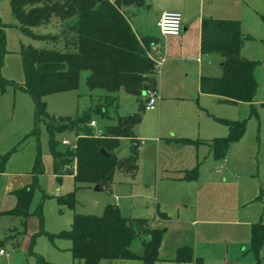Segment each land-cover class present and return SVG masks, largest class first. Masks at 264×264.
I'll return each instance as SVG.
<instances>
[{"label": "trees", "instance_id": "obj_1", "mask_svg": "<svg viewBox=\"0 0 264 264\" xmlns=\"http://www.w3.org/2000/svg\"><path fill=\"white\" fill-rule=\"evenodd\" d=\"M7 1L21 35L53 44L52 48L21 45L19 55L23 80L18 87L33 103L34 127L31 133L38 134L39 124L45 125L52 174L58 180L63 175H72L74 190L56 198L60 205L72 209L77 189L91 185L109 187L115 169L130 177L135 175L138 168L135 132L141 116L138 113L118 115L116 96L111 94L123 90L140 101L144 91L156 88L157 61L151 54L157 39L136 35L125 17V9L141 7L143 0ZM49 24L58 26V32H34L35 28ZM242 44L239 21L202 20L201 53L219 55L223 65L219 77H201L200 93L215 95L219 102L229 105L252 101L257 89L254 71L258 62L241 56ZM83 70L88 72V89H102L107 95L74 117H49L45 97L76 90L79 74ZM92 116L105 122L99 127V134L89 127ZM219 121L226 126L227 135L210 142L217 160L224 158L229 146L240 139L245 129V121ZM65 133L75 137L72 146L61 145L58 137ZM121 139L130 140L126 157L116 154ZM166 142L179 147L188 144L189 140L169 138ZM100 149L109 156H102ZM4 162V158H1L0 173ZM42 170L37 153L31 171L33 178L40 175ZM196 178L197 169L194 168L185 171L182 179L193 181ZM14 196L16 204L6 214L20 219L24 225L29 215L32 187L18 189L14 191ZM163 233L164 229L149 228L147 220L124 217L115 205L107 204L100 216L74 214L68 231L48 237L51 241L58 238L69 241L72 259L82 264L122 260L159 264L158 251ZM135 242L140 243V252L133 250ZM263 244L264 224L258 221L250 226L249 240V250L257 261ZM192 262L201 264L191 248L181 247L171 261L163 264ZM37 264H44L40 257H37Z\"/></svg>", "mask_w": 264, "mask_h": 264}, {"label": "rangeland", "instance_id": "obj_2", "mask_svg": "<svg viewBox=\"0 0 264 264\" xmlns=\"http://www.w3.org/2000/svg\"><path fill=\"white\" fill-rule=\"evenodd\" d=\"M230 2L237 12L233 13L234 19L240 21L243 38L241 56L258 62L254 72L257 89L251 103L228 106L212 102L211 108L217 109V114L211 109L202 112L203 134L210 132V128L203 124L204 120L209 124L208 126H214L218 130L226 129L219 120L245 121V129L240 139L229 146L224 156L228 164L225 168L226 171L216 170L215 177L209 173L207 179H215L217 182L214 186L215 197L207 203L201 201L200 204L215 209L233 207L234 204L230 197L233 190L237 186L247 184L249 186L244 193L248 192L249 194L252 189L257 194L262 191L261 200L246 204L241 207L240 212L255 213L256 211L258 219L264 222V0H230ZM51 26V24L46 25L45 30L41 33H56L57 30H48V27ZM0 30H2V42L0 43V159L4 158L5 160L0 173V211L12 207L10 203L8 204V200L11 199L13 191L22 188L21 186L24 184L32 187L29 215L24 225H21L18 218L0 215V249L4 253V255H0V264H37V257H40L44 264H82L81 261L72 260L68 250L69 241L59 238L51 241L48 236L68 231L74 214L102 215L107 203L117 204L119 212L123 216L145 217L151 219V227H165L175 244L193 245L194 224L177 220L175 209L166 221L159 220L156 216L157 182L159 184L162 181L155 180V147L146 138L139 141L138 148H142V150L139 149V168L133 179H129L125 174L115 169L110 187L101 188L98 191H95L92 185L77 189L75 205L72 209L57 202V196H64L74 190L72 178L63 176L61 181L57 182L52 177L45 125L39 124L38 134L31 133L34 127L33 103L30 97L18 87L23 80L19 55L21 45L31 44L37 48H52L53 44L34 41L21 35L18 32L16 20L11 15L7 0H0ZM56 46L61 47L60 44ZM154 55L152 46L151 56L154 57ZM211 58L214 60L213 70L218 69L215 61L220 56L214 54L211 55ZM209 68L211 69L210 66ZM87 73L84 70L80 72L76 90L45 97L46 112L49 117L55 119L74 117L92 106L99 98L107 95V92L102 89L92 91L88 89ZM111 96H116L118 115L138 113L141 116L140 128L144 134L151 132L153 128L155 130L156 125L152 114L156 113L160 101L157 90L155 112L145 111L142 102L123 90L111 94ZM91 120L95 125L89 127L94 133L99 134L98 129L105 122L100 121L96 116H92ZM192 137L185 138L189 140V143L180 148L199 149L201 155H209V159L212 158V150L207 145L205 147L204 140L197 139V136ZM58 138L59 141L66 139L69 143L75 139L70 133H65ZM141 141H143V145H141ZM128 144L127 140L120 141V146L116 151L118 157L127 154ZM163 147L168 154L179 149V147L166 142H163ZM37 153L43 164V170L40 175L33 178L30 172ZM200 159L199 165L203 167L207 162L206 158L200 157ZM244 197L241 193L240 199ZM161 205L163 204H158L160 211ZM215 219L223 221L224 218L215 217ZM211 227L215 228L216 234L215 241H210L220 244L223 239H228L224 225L216 224ZM13 228L18 234L13 239H6L4 235ZM238 247L242 248V246ZM246 253L247 257H253L249 250ZM245 263L247 264V261ZM99 264L142 263L139 260H126L101 261Z\"/></svg>", "mask_w": 264, "mask_h": 264}, {"label": "crops", "instance_id": "obj_3", "mask_svg": "<svg viewBox=\"0 0 264 264\" xmlns=\"http://www.w3.org/2000/svg\"><path fill=\"white\" fill-rule=\"evenodd\" d=\"M108 1L113 2V0ZM163 12H178L181 14L182 26L178 36L159 35L156 22ZM233 13L237 12L230 0H143V5L141 7L125 9V17L136 35L150 36L157 39V43L154 44L158 52V57L154 55L157 61L155 90L159 93L160 101L156 109L157 111L155 110L156 113L152 114L156 128L144 134L139 124L135 132L137 145H139L140 139L146 138L151 141V145L155 147V180L162 181L159 184L157 182V193L159 196L157 195V202L155 203L156 216L159 220L166 221L170 218L169 216L173 214L172 212L175 209L177 220L194 224L195 227L193 245L175 244L168 235L165 227H151V219L141 216H124L127 218L145 219L148 222V227L151 229H164L158 251L159 264L171 261L176 250L181 247L191 248L194 256L200 258L201 264H246L245 261H247V264H264V244L259 252L258 261L253 253V257H247L246 253V251L249 250L250 226L262 220L258 219L256 211L255 213L240 212L241 207L246 204L257 200L260 201L262 191L257 194L254 189H252L251 193L248 194V192H246L245 194L244 191L249 185L242 184L241 186H237L230 196L231 202L234 204L233 207L215 209L206 205L202 206L200 204L201 201L204 203L209 202L211 198L213 199L215 197L216 193L214 186H216L217 182L215 179H207L209 173L215 177L216 170H223V172H225V168H227L226 166L228 165L227 161H225L224 158L220 160L215 159L213 152L212 158L209 159V155H201L199 149L192 150L190 147L182 149L180 147L184 146H179L181 150L178 149L176 152L168 154L163 147V142L165 143L166 139L169 138L185 139L187 137L197 136V139L204 140L205 147L207 145L211 148L210 142L213 139L225 137L227 135V128L222 124L226 129L218 130L214 126H208L209 124L204 120L205 123L203 124L210 128V132L203 134V126L201 123L202 112L211 109L217 114V109L211 108L212 102L228 106L247 103L238 102L235 105L224 104L219 102L215 95L202 94L199 91L201 77H219L222 73L223 65L222 58L220 57L215 61V65L218 69L213 70L214 68L212 65H214V60H212L211 55L214 54L201 53V22L203 19L239 21L238 19H234ZM45 27L46 26L35 28L34 31L41 33L45 30ZM48 30H57V33L59 27L52 25L48 27ZM139 100L142 101L141 97ZM99 130L100 128L98 132ZM218 135L222 136L213 137ZM122 140H127L129 144L127 154L119 157H126L129 153L130 140L121 139V141ZM139 149L141 151L142 148L137 147L138 161ZM173 153L174 155H172ZM200 157L206 158L207 161L203 167L199 165L201 160ZM138 168L135 175L138 172ZM194 168L197 169V178L193 181L183 180L184 172ZM30 175H32L31 172ZM51 175L57 182L61 181L63 176H70L72 178V175L68 174L61 176L60 180H58L57 177L52 174V162ZM135 175L133 177L126 175V177L133 179ZM26 186L29 185L24 184L21 187L23 188ZM241 193L245 196L243 199H240ZM12 194L13 195L10 196L11 199L8 200V204L10 203L12 207L0 211V215L15 218L6 214L12 210L16 204L14 191ZM259 196L260 198H258ZM58 197L60 196H57V198ZM107 204H113L118 208L115 203ZM158 204H163L161 205V211L158 209ZM215 217H223L224 219L223 221H218ZM216 224L225 226L226 238H228L223 239L220 244L210 241H215L214 236L216 230L212 228L211 225ZM196 226H199V228H196ZM17 234L18 232L13 228L9 229V232L4 235V237L6 239H13ZM135 243L133 250L135 252H140V243ZM238 246H242V248ZM0 255H4V253Z\"/></svg>", "mask_w": 264, "mask_h": 264}, {"label": "built area", "instance_id": "obj_4", "mask_svg": "<svg viewBox=\"0 0 264 264\" xmlns=\"http://www.w3.org/2000/svg\"><path fill=\"white\" fill-rule=\"evenodd\" d=\"M181 26L182 16L178 12H163L156 22V28L160 36H178L181 32ZM153 49L155 56L158 57L157 47L155 45L153 46ZM141 100L145 111L155 110L157 101L156 90L151 88L147 89L142 93ZM89 125L94 126V121H91ZM60 143L63 146H72L74 144V140L72 143H69L66 139H62ZM141 144H143V141H141ZM0 254H3V250H0Z\"/></svg>", "mask_w": 264, "mask_h": 264}, {"label": "water", "instance_id": "obj_5", "mask_svg": "<svg viewBox=\"0 0 264 264\" xmlns=\"http://www.w3.org/2000/svg\"><path fill=\"white\" fill-rule=\"evenodd\" d=\"M99 153H100L102 156H105V157H108V156H109V155H108L103 149H100V150H99ZM94 190H95V191L100 190L99 186H98V185H95V186H94Z\"/></svg>", "mask_w": 264, "mask_h": 264}]
</instances>
